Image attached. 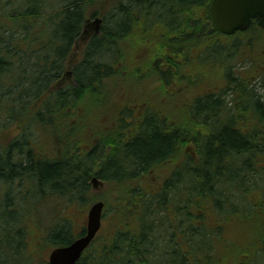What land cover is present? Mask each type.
Segmentation results:
<instances>
[{"label":"trees","instance_id":"16d2710c","mask_svg":"<svg viewBox=\"0 0 264 264\" xmlns=\"http://www.w3.org/2000/svg\"><path fill=\"white\" fill-rule=\"evenodd\" d=\"M211 2L0 0L1 130H23L2 136L0 187L22 239L24 214L38 211L25 212L28 184L37 204L57 196L86 211L103 200L117 219L78 264H264V31L254 20L221 34ZM95 18L99 31L85 33ZM243 59L248 69L237 68ZM90 103L109 116L84 140L74 109ZM31 124L59 125L63 150L36 156ZM85 211L57 217L30 251L9 246L0 213V264H47L86 232Z\"/></svg>","mask_w":264,"mask_h":264},{"label":"rangeland","instance_id":"374dc122","mask_svg":"<svg viewBox=\"0 0 264 264\" xmlns=\"http://www.w3.org/2000/svg\"><path fill=\"white\" fill-rule=\"evenodd\" d=\"M18 2L19 1L15 2L16 6L18 5ZM58 3H60V1H58ZM158 29H160V28H158ZM155 32L156 31L152 32L151 35H154ZM233 41L231 38L230 42H233ZM261 53L263 54V57H264V50H262ZM261 53L259 54L260 56H261ZM217 56H218V54H217ZM235 60H236V56L234 57V61ZM237 62H238L237 63L238 69H240L241 66H243L241 70H244L245 68L248 69L250 67V60H248V59L239 60ZM215 67L218 68V64H216ZM124 72H127V70ZM120 76H122V75H120ZM122 79H124L125 84H127L126 86H131L130 84H132V82H134L138 78L130 75V77H126V78L124 77ZM209 82L210 81H208V80L204 81L201 85H199L194 90V92L202 91L205 87L208 86ZM258 87H260V84H258ZM258 92L263 94L264 91L258 90ZM99 97H100V95L97 93L94 97H92L91 102H98ZM85 105H87V104L85 103ZM91 106H92V103H90V105H88L86 107L79 106L78 107L79 110L77 109L78 111L76 110V108L74 109V111L77 113L76 118L80 121L82 126H84V127L86 126V128L83 130V132L79 133V135L81 137H83L84 140H86V138L90 135V128L92 126L97 125L99 120H102L106 116H109L108 113H106V109H99V110H96L92 113ZM95 107L98 108L99 106H95ZM15 124L16 123L13 122L12 128L17 127V124L16 125ZM8 127H9V129H12L11 125H9ZM49 129H51L52 132L50 130L45 132V131H43L42 128L35 127L34 125L31 124L25 131L26 134L34 142L33 143L34 154L36 156L40 155L41 159L44 161L49 159L50 157H52L54 154L57 155L61 149L63 150L65 142L67 140L66 136H65V132L63 130H61L59 125H56L54 128H49ZM55 130H58V131H55ZM51 133H53V135ZM15 136H17V135H15ZM15 136H12V138H14ZM46 141H48V142H46ZM1 150L2 149L0 148V151ZM14 188H15V190H17L16 185H14ZM4 190L1 191V187H0V213L2 214L1 217L3 219L4 224L5 225L7 224V226L9 228H12L11 232H10V236H8L10 238V240L8 242L10 247H11V243L13 244V247H17V245L20 241H24V242H26V244L28 246V251H30L31 247H32V241H33L35 234L37 237L44 238L46 235L48 226L52 225V223L55 222V219L57 217L61 218L66 213L73 212L74 210H78L81 212L85 211L84 210L85 208L80 207V205L78 203H72V204L68 205V204H66L64 199H60L57 196H52V197L49 196L48 198L46 197V199H43L40 204H37V201L41 198V196L38 194V192L35 189H33V187L30 188L29 185L26 184L25 190L23 192V198L25 199V202H24L25 212H27V210L29 208H31L29 210H32L35 206H36L35 210L38 209V211L36 213H34V211H33L29 214H27V213L24 214L23 225H24V229H25V235L22 239L18 235V229H19L20 223L17 220L20 217L17 216V213H18L17 210L15 208H13V206H11V204H10L11 199L13 201L14 197L11 195H3L2 196V194H3L2 192ZM107 190H108V187L106 184H104L102 186H98V188L95 191H98L99 193L104 194L107 192ZM19 200H20V202H23L22 199H19ZM122 205H123V203H121V202H117V204H115V206L118 208L121 207ZM89 208H90V206H88L87 210L85 211V215H86V218L84 219L85 221L87 220V214H88ZM108 215L111 216V211H108V212L105 211V213H104V217H103L104 218L103 219L104 224H103V228H102L99 236L100 235L109 236V233H110L109 230L112 229L110 226H114V224H116L118 222L117 219H115L113 217H112V220L110 218H108ZM91 250L93 251L92 253H94V249L91 248ZM10 253L11 252H10V248H9L6 251L4 258H9Z\"/></svg>","mask_w":264,"mask_h":264},{"label":"water","instance_id":"95a60500","mask_svg":"<svg viewBox=\"0 0 264 264\" xmlns=\"http://www.w3.org/2000/svg\"><path fill=\"white\" fill-rule=\"evenodd\" d=\"M210 16L215 28L225 35H234L250 28L257 20L264 30V0H212ZM102 20L94 21L98 31ZM95 185L97 179H93ZM104 202H95L88 213L86 233L66 246L57 247L49 255L48 264H77L102 227Z\"/></svg>","mask_w":264,"mask_h":264},{"label":"flooded vegetation","instance_id":"af4514ba","mask_svg":"<svg viewBox=\"0 0 264 264\" xmlns=\"http://www.w3.org/2000/svg\"><path fill=\"white\" fill-rule=\"evenodd\" d=\"M85 31L87 32V34H89V33H92V31H93V29H92V27H91V25L89 24V22H87V24H86V29H85ZM94 32V31H93ZM0 120H1V118H0ZM8 139V138H7ZM9 140H11V137H9ZM1 141V140H0ZM3 141V140H2ZM1 141V142H2ZM8 141V140H7ZM0 142V143H1ZM9 142V141H8Z\"/></svg>","mask_w":264,"mask_h":264}]
</instances>
